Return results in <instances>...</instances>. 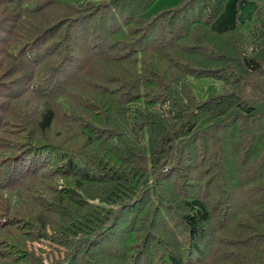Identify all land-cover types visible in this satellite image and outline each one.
<instances>
[{
    "label": "trees",
    "instance_id": "trees-1",
    "mask_svg": "<svg viewBox=\"0 0 264 264\" xmlns=\"http://www.w3.org/2000/svg\"><path fill=\"white\" fill-rule=\"evenodd\" d=\"M0 264H264V1L0 0Z\"/></svg>",
    "mask_w": 264,
    "mask_h": 264
},
{
    "label": "rangeland",
    "instance_id": "rangeland-1",
    "mask_svg": "<svg viewBox=\"0 0 264 264\" xmlns=\"http://www.w3.org/2000/svg\"><path fill=\"white\" fill-rule=\"evenodd\" d=\"M36 244H38V243L36 242L35 245H36ZM42 254H44V253L42 252ZM43 256H44V255H43Z\"/></svg>",
    "mask_w": 264,
    "mask_h": 264
},
{
    "label": "crops",
    "instance_id": "crops-1",
    "mask_svg": "<svg viewBox=\"0 0 264 264\" xmlns=\"http://www.w3.org/2000/svg\"><path fill=\"white\" fill-rule=\"evenodd\" d=\"M264 1V0H263Z\"/></svg>",
    "mask_w": 264,
    "mask_h": 264
}]
</instances>
